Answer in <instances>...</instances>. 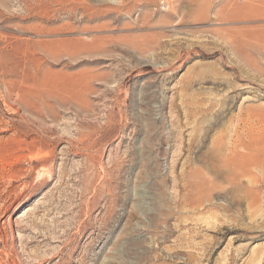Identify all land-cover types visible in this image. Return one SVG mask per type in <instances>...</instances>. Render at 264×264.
Masks as SVG:
<instances>
[{
  "label": "rangeland",
  "instance_id": "374dc122",
  "mask_svg": "<svg viewBox=\"0 0 264 264\" xmlns=\"http://www.w3.org/2000/svg\"><path fill=\"white\" fill-rule=\"evenodd\" d=\"M261 8L0 0V264H264Z\"/></svg>",
  "mask_w": 264,
  "mask_h": 264
},
{
  "label": "bare ground",
  "instance_id": "6f19581e",
  "mask_svg": "<svg viewBox=\"0 0 264 264\" xmlns=\"http://www.w3.org/2000/svg\"><path fill=\"white\" fill-rule=\"evenodd\" d=\"M244 1H246V3L247 4H249V5H254L255 3H258L260 6H263L264 7V0H244ZM84 9H85V7H83ZM82 8V9H83ZM86 9H88V8H86ZM261 9H263L264 10V8H261ZM85 11V10H84ZM88 12V11H87ZM86 13V12H85ZM87 15H90L89 13H87L86 14V16ZM85 16V14L83 13L82 14V17H84ZM88 18V17H87ZM89 19V18H88ZM87 20V19H86ZM85 22V21H84ZM83 22V23H84ZM87 22V21H86ZM67 24V23H66ZM69 24H70V22H69ZM85 24V23H84ZM69 26V25H68ZM73 27V26H72ZM62 28H65V27H62ZM62 28H61V30H62ZM71 28V27H70ZM88 28V27H87ZM39 29V28H38ZM68 29H69V27H68ZM72 29V28H71ZM77 29H78V27H77ZM40 30V29H39ZM41 30L43 31V30H46L47 32L46 33H49L50 31H49V29H46V28H44V27H42L41 28ZM55 31V30H54ZM69 31V30H68ZM41 32V31H40ZM45 32V31H44ZM254 32L255 31H253V30H250L248 33L250 34V35H255L254 34ZM37 34V33H36ZM44 34V33H43ZM258 34V33H257ZM40 35V34H39ZM257 36V35H256ZM251 37V36H250ZM254 37V36H253ZM248 38H249V35H248ZM255 38V37H254ZM253 38V39H254ZM252 39V38H251ZM256 40V39H255ZM262 40V39H261ZM247 44H248V41L246 42ZM252 45V44H251ZM246 46V45H245ZM257 45H255V44H253L252 45V48H255ZM35 48L38 50V51H40V52H42V53H44V54H46V55H50V50H49V47L47 46V43H46V45H44L42 42L41 43H36L35 44ZM248 50V49H247ZM257 50V49H256ZM67 54V53H66ZM67 57H69L70 56V58H72L71 56H72V54H67L66 55ZM259 56V55H258ZM250 64H252V63H250ZM245 65V64H244ZM254 67H255V65H254ZM254 73H256L255 71H254ZM254 73H252V74H254ZM255 75H257V74H255ZM262 78H263V76H262ZM4 85H3V87H4V89H5V92L7 93V94H9V91L5 88V83H3ZM15 93H16V91H15ZM38 93V92H37ZM16 97H17V99H18V102H21V100L23 99L22 97H21V95H20V90H18V92L16 93ZM37 97V96H36ZM39 99V98H38ZM41 100V99H40ZM20 104V103H19ZM22 106V105H21ZM17 107V106H16ZM18 111V110H17ZM233 142H231V143H229V144H227V146H226V151H229V156L222 162V164H224V166H227L229 169H230V167H232L235 163L237 164V167H235L234 169H233V172H234V175H235V177H239V176H241L242 174H243V171H244V167L241 165V163H242V161H241V157L240 156H242V155H237V146H236V144H235V146H233V143H234V140H232ZM2 151V150H1ZM4 151V150H3ZM38 151V150H37ZM38 153V152H37ZM34 154V153H33ZM36 154V153H35ZM34 154V155H35ZM37 155V154H36ZM249 160H251V162H252V164H256L257 163V159H256V157L255 156H251V158L249 159ZM249 160L247 161V165L249 164ZM223 166V167H224ZM226 167V168H227ZM14 175H16V174H14ZM43 176V175H42ZM253 181L255 182V183H257V178H254L253 179ZM254 188L255 187H253V186H251V189H250V197H248L247 198V201H246V204H247V209H251V208H253L254 206H256L257 204H261L262 202V200L264 201V197L263 198H259L258 197V195H257V193H256V191L254 190ZM22 189V188H21ZM20 195V194H19ZM263 204V203H262ZM2 208V207H1ZM4 212V211H3Z\"/></svg>",
  "mask_w": 264,
  "mask_h": 264
}]
</instances>
